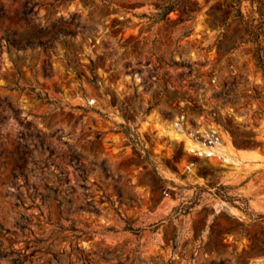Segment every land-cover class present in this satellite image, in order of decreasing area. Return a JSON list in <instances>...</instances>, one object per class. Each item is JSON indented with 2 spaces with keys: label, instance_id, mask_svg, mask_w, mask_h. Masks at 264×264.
Returning <instances> with one entry per match:
<instances>
[{
  "label": "rangeland",
  "instance_id": "374dc122",
  "mask_svg": "<svg viewBox=\"0 0 264 264\" xmlns=\"http://www.w3.org/2000/svg\"><path fill=\"white\" fill-rule=\"evenodd\" d=\"M238 13L0 0V264H264V70Z\"/></svg>",
  "mask_w": 264,
  "mask_h": 264
},
{
  "label": "trees",
  "instance_id": "16d2710c",
  "mask_svg": "<svg viewBox=\"0 0 264 264\" xmlns=\"http://www.w3.org/2000/svg\"><path fill=\"white\" fill-rule=\"evenodd\" d=\"M245 0H232L234 5H238V14L246 25L247 32L251 40L256 43L255 56L258 65L264 70V0H248L250 2L249 13L242 10ZM172 8L167 10L169 13Z\"/></svg>",
  "mask_w": 264,
  "mask_h": 264
},
{
  "label": "bare ground",
  "instance_id": "6f19581e",
  "mask_svg": "<svg viewBox=\"0 0 264 264\" xmlns=\"http://www.w3.org/2000/svg\"><path fill=\"white\" fill-rule=\"evenodd\" d=\"M171 127V131L174 135L176 136H179V137H183L185 136L186 139H187V144H188V147L192 150H196V149H203V150H206L207 152L209 153H216L218 151V146H219V142L216 140V141H211V142H215L214 145H209L208 143H205L203 142L202 144L201 143H197L195 142L189 135H186L182 129H181V126L179 125V123H172L170 125ZM183 132V133H182Z\"/></svg>",
  "mask_w": 264,
  "mask_h": 264
}]
</instances>
